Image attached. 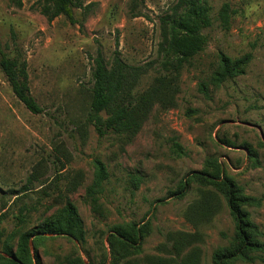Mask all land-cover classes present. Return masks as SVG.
Returning a JSON list of instances; mask_svg holds the SVG:
<instances>
[{"label": "rangeland", "instance_id": "obj_1", "mask_svg": "<svg viewBox=\"0 0 264 264\" xmlns=\"http://www.w3.org/2000/svg\"><path fill=\"white\" fill-rule=\"evenodd\" d=\"M21 1L0 0V49L27 60L31 92L44 111L32 113L0 68V254L6 244L16 250L22 232L71 199L85 242L32 237L29 264H64L73 254L87 264H112L111 230L130 223L144 229L142 248L120 264H213L214 252L235 234L223 194L196 180L185 196L172 192L190 173L218 167L261 199L249 210L264 240V0H207L206 47L178 73L162 64L163 21L177 0H80L90 7L75 9L76 24L62 15L49 21L40 1ZM224 3L231 7L228 27L219 17ZM116 50L133 96L163 75L176 90L148 109L133 136L102 135L89 119L95 57L101 51L111 68ZM220 53H251L252 60L245 74L215 85ZM96 160L109 178L91 197Z\"/></svg>", "mask_w": 264, "mask_h": 264}, {"label": "trees", "instance_id": "obj_2", "mask_svg": "<svg viewBox=\"0 0 264 264\" xmlns=\"http://www.w3.org/2000/svg\"><path fill=\"white\" fill-rule=\"evenodd\" d=\"M38 1H40L42 13L49 21L62 15L72 24L78 23L75 9L90 7V5L84 6L80 0ZM16 2L22 6L21 0H16ZM219 17L224 27L230 25L231 7L229 3L223 4ZM210 18V5L207 0H177L174 14L163 21L167 29V55L162 63L165 69H174L178 73L186 63L205 49L207 39L203 30L210 25ZM251 60V53L241 57H230L225 53H220L219 66L213 72L211 82L220 85L229 79L245 74ZM0 68L16 97L32 113H43L44 108L31 92L27 60L20 54L10 57L6 51L0 49ZM127 69L129 68L121 59L118 50L114 53L111 68L107 66L101 51L95 57L89 119L102 135L107 131L135 135L141 128L148 109L155 102L174 97L175 87L171 80H167L166 75L157 78L151 89L141 96H133L131 89L126 90L123 82ZM103 112L108 114L106 119L101 116ZM176 146L180 151V146L178 144ZM108 178L109 172L106 165L101 160H96L94 181L87 188V194L94 197L102 192ZM194 180L202 186L213 187L221 192L234 220L233 241L230 246L222 247L214 252L213 264H235L238 260L254 262L258 258L264 261V256H262L264 253L263 233L249 210L250 206H260L261 199L248 195L242 186L225 176L219 167L212 171L201 170L190 173L185 180H181L177 190L172 194L185 196L189 191L191 181ZM111 231L109 242L113 256L112 264H120L132 251L141 250L145 232L136 223L117 225ZM51 236H68L81 243L85 242L83 220L71 199H67L63 207L53 215L22 232L16 250L12 244H6L0 254V264H29L33 260L30 248L31 238L34 237L36 242L38 239ZM150 261L151 264H160L159 261L156 262L153 259ZM63 263L87 264L82 256L76 254L66 256ZM37 264H41L40 258L37 259Z\"/></svg>", "mask_w": 264, "mask_h": 264}, {"label": "water", "instance_id": "obj_3", "mask_svg": "<svg viewBox=\"0 0 264 264\" xmlns=\"http://www.w3.org/2000/svg\"><path fill=\"white\" fill-rule=\"evenodd\" d=\"M31 246H32V244H31Z\"/></svg>", "mask_w": 264, "mask_h": 264}]
</instances>
